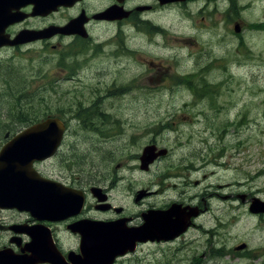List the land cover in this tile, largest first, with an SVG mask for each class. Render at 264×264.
<instances>
[{"label":"rangeland","instance_id":"374dc122","mask_svg":"<svg viewBox=\"0 0 264 264\" xmlns=\"http://www.w3.org/2000/svg\"><path fill=\"white\" fill-rule=\"evenodd\" d=\"M231 2L233 6L242 3L241 0ZM262 3L264 0H258V5ZM253 5L250 10L243 11L238 5L225 12L223 3L215 7L211 17L197 14L191 21L184 19L182 28L161 33L165 42L172 41L176 35L175 48L177 38L184 37L182 56L178 64L173 62L170 66L178 79L135 80L129 94L113 95L109 100L118 116L125 120L120 119L123 124L114 129L117 137L95 141L87 138L89 176L95 179L100 173L116 174L118 193L113 194L129 213H136L140 207L132 202L131 196L126 197L127 190L143 186L146 174L137 167L130 171L125 168L134 163L130 154L139 152L150 137L156 138L161 146L171 147L173 163L183 164L180 171L186 165L192 168L189 174L184 172L183 182L191 181L192 185L198 180L199 183L185 190L204 189L213 193L207 198V214L198 221L210 228V232L192 229L177 245L140 244L135 251L119 257L115 264H264V214L249 212L248 205L239 204L241 194L246 195L248 202L253 197L264 201V30L255 31L248 25L252 16L258 14V5ZM167 19L170 25H176V18ZM235 22L244 27L237 34L230 28ZM206 25L210 32L204 30ZM194 32L205 35L196 36ZM102 34L101 29L95 31L96 36ZM36 42L15 49H0V138L4 130L14 129L6 122L39 120L51 115L57 106L64 110L57 114L67 115L70 109H77L79 104H87L93 98L89 93L90 81H85V74L90 70L80 73L83 81L60 79L56 90H51L50 73L56 69L61 49L55 50L63 49L66 39H51L46 44ZM173 53L169 50L170 57L165 53L162 56L169 57L170 62ZM148 84L151 87L146 89ZM207 91L211 93L209 97ZM21 94L32 96L29 105H18L21 97L13 98ZM102 99L107 101L103 105H108V98ZM150 118L147 124L150 127L155 126L153 121L169 122L170 126L158 127L155 133L153 127L145 138L129 136L137 134ZM127 121L135 127H128ZM132 128L135 132L127 134ZM77 130L87 133L88 129L82 126ZM100 148L109 150L111 155L107 151L108 156L103 157ZM160 168L166 166L160 164ZM213 228L216 233L211 232ZM241 243L246 246L234 249ZM67 244L74 246L76 242L71 237Z\"/></svg>","mask_w":264,"mask_h":264},{"label":"flooded vegetation","instance_id":"af4514ba","mask_svg":"<svg viewBox=\"0 0 264 264\" xmlns=\"http://www.w3.org/2000/svg\"><path fill=\"white\" fill-rule=\"evenodd\" d=\"M241 1L242 3L235 6H241L243 11L250 10L253 4V7L258 5V0ZM223 3L225 12L236 8L231 0H47L43 4L38 3V0H21L18 4L11 3V5H5V0H0V13L6 10L5 13L12 16L11 20L13 21L10 20L11 22L4 28L11 38L21 31H39L50 27L68 26L66 29L70 32L68 34H60V31L56 29L57 33L50 37L36 40L46 44L51 39H66L63 49L55 50L60 51L61 49L55 64L56 69L50 73V88L55 91L57 80L60 79V81L66 82L83 81L80 73L90 70L88 74H85V81H90L88 84L89 93L93 96L87 104H79L77 109H70L67 115L57 114L64 111L59 109V106L53 110L49 117L57 118L58 122L52 123L51 135L53 142L58 139L59 142L55 147L50 146L47 149L50 152L49 156L35 159L29 164L31 175L46 183L41 186L37 182L38 189L44 192L43 195L50 196L53 206L59 208L57 204L61 203L69 206V209L51 214L48 219L36 218L22 208L23 203H21L20 197L15 200L9 199L10 197L7 199L9 190L5 188L10 185L12 190L17 184L15 179H12L8 184L7 181H4L5 177H2L3 181L1 180L0 185L5 191L4 194L0 193V251L2 253L29 255L27 243L32 238L28 232L36 227L35 229L40 228L41 232L42 230L45 232L46 240L60 255L59 261L52 263L48 260L43 264H75L72 259L82 256L81 241L90 221L116 222L118 226L131 230L146 222L145 235H149V237L145 241L135 240L134 251L140 244L177 245L178 242L185 240L190 230L195 228L204 233L210 232V228L198 224V221L207 214L209 209L207 198H211L213 193L204 189L199 192L185 190V188L197 187L199 181L194 180L192 185H190L191 181L183 182L184 172L189 174L188 172L193 170L189 165H186L185 170L180 171L179 167L183 168V164L173 163L174 158H170L171 147L161 146L156 138L150 137L141 146L139 152L130 154V159L134 163L128 164L125 170L139 168L146 174V183L139 188L127 190L129 194L126 197L131 196L132 202L140 207L136 213H129L127 207L113 194L116 192V184L119 180L116 174L107 176L100 173L95 179L89 176L87 138L95 141L98 138L115 139L117 137L114 129L121 127L120 124H123L121 120H125L118 116L115 105L109 100H112L113 95L129 94L135 80L163 82L167 78L174 81L178 79L177 75L171 71L170 66L173 62L178 64L177 61L182 56L180 51L185 45L184 37L177 38L179 42L175 48L176 35L174 34L172 41L165 42L161 33L170 32L173 28H182L184 19L191 21L197 14L204 13L211 17L215 13V7ZM257 10L258 14L252 16L248 25L252 26V30L261 31L264 30V3L259 4ZM168 17L176 18L174 27L168 23ZM199 27L202 28V26ZM230 28L236 34L244 29L239 22H235ZM98 29H101L103 34L96 36L95 31ZM204 30L210 32L209 25H206ZM194 33L197 36L199 32ZM81 34H85V36ZM199 34L205 35L204 32ZM36 41L11 47L4 46L0 49H15L27 44L38 43ZM205 44H209V42H205ZM239 45H243L241 41H239ZM54 49L56 46L53 45L52 50ZM169 50L174 52L171 63L167 61V59L170 60ZM61 52L64 54L62 55ZM164 53L169 56L167 59L162 56L165 55ZM181 83L180 85H182ZM149 87L151 84H148L146 89ZM207 94V97L211 95L209 92ZM103 96H106L109 101L106 106L103 105L104 102H107L102 99ZM42 120L43 118L28 122H6V125H13L14 129L4 130L3 136L0 138V149L6 146L12 140L13 135L21 129L41 124ZM150 122L151 118L150 121L143 123L137 134H129V136L145 138L153 127L156 129L153 131L155 133L158 127L170 126L169 122L153 121L155 126L150 127L148 126ZM125 124L128 127H135L131 121H127ZM82 126L88 129L87 133L77 130V128L82 129ZM130 132H135V128L126 131L127 134ZM100 149H103V157L107 155V151L111 155L109 150ZM146 151L150 152L148 155L152 156V159L145 165L141 158ZM175 160L179 161V158ZM160 164L166 168L161 169ZM12 165L16 169L19 166L23 167L18 162H13ZM118 167L119 164L116 165V168ZM152 174H155L154 179L151 178ZM41 187H44L45 191ZM214 194L218 196L217 193ZM221 198H225V196H221ZM247 199L245 194H241L239 204L248 205L249 210ZM170 208L172 209L168 216L171 221L183 220L181 229L176 232L172 230L169 236L161 235L151 239L152 224L150 225L149 222L157 220V216H161ZM168 229L164 230L165 233ZM40 231L37 234L41 233ZM212 231L214 232L215 228ZM71 237L76 242L74 246L67 244V240ZM221 247L223 245L217 248ZM128 253L130 251L117 256L112 264H115L119 257Z\"/></svg>","mask_w":264,"mask_h":264},{"label":"water","instance_id":"95a60500","mask_svg":"<svg viewBox=\"0 0 264 264\" xmlns=\"http://www.w3.org/2000/svg\"><path fill=\"white\" fill-rule=\"evenodd\" d=\"M20 1L21 0H5V5H11V3L18 4ZM45 1L47 0H38V3L43 4ZM10 19L12 18L8 14L5 15L4 13L3 15H0V46L17 45L39 38L50 37L54 33H57L56 29L62 34L70 33L66 30L68 28L66 25L60 28L50 27L39 31H21L13 39H9L8 34L4 33V28L8 23L13 21H10ZM83 36H85V34H83ZM54 121L58 122V119L46 118L41 124L31 125L23 129L16 134L3 149L0 150V184L1 180L3 181V176L5 177L4 181H7L8 184L14 177H19L20 184L22 186V188L17 191L16 187L11 190L12 186L8 185V187L5 188L9 190L7 199L10 197L9 199L15 200L17 197H20V199H22L21 201H23L22 208L29 211L34 217L39 219H48V216L51 214L61 213L66 209H69V206L61 203L57 204L59 208L53 206L50 202V196L48 194L43 195L44 192L39 190L37 187V182L41 186L46 184L41 180L35 179V177L31 175L32 171L29 168V164H31L35 159H42L47 157V155L49 156L50 152L47 151V149H49L50 146L55 147V145L59 142V139L56 140V142H53L51 135V129L53 127L52 123ZM147 151L143 153L141 158L145 165L152 159V156L148 155L150 152ZM13 162H18L22 164L23 167L19 166V168L16 169L12 165ZM6 163L8 164L6 165ZM41 188L44 190V187ZM0 193H5L4 188L1 187V185ZM40 196L42 197L40 198ZM171 209L172 208L164 212L161 216H157V220L149 222L150 225L152 224L151 239L161 235L166 237L170 235L172 230L176 232L181 229L180 226L183 220L177 219L171 221V218L168 216ZM249 209L252 212H264V202H260L256 199L251 202ZM146 225V222H144L140 227L131 230L118 226L116 222L98 223L90 221L87 225V231L83 234L81 241L80 249L82 256H77L72 260L75 264H112L117 255H122L127 251L134 250L135 240L145 241L148 239L149 235H145ZM167 228L169 229L166 230L167 233H165L164 230ZM34 229L28 232L32 237L31 241L27 243V249L30 251V254L12 255L9 252L6 255L0 251L2 253H0V264H36L38 262L42 263L48 260L52 263L59 261L58 258L60 255L54 251L51 243L46 240L45 232L43 230L41 232V229ZM39 231L41 233L37 234ZM243 246L244 245L241 244L236 248H242Z\"/></svg>","mask_w":264,"mask_h":264},{"label":"trees","instance_id":"16d2710c","mask_svg":"<svg viewBox=\"0 0 264 264\" xmlns=\"http://www.w3.org/2000/svg\"><path fill=\"white\" fill-rule=\"evenodd\" d=\"M188 85V84H187ZM18 97H21V100L19 102L18 105H24V106H27L30 104V100H32V96H23L22 94L21 95H18L17 97H13L14 99H17ZM15 105H17L16 103H14ZM25 112V111H24ZM28 120H34L33 118H28Z\"/></svg>","mask_w":264,"mask_h":264},{"label":"bare ground","instance_id":"6f19581e","mask_svg":"<svg viewBox=\"0 0 264 264\" xmlns=\"http://www.w3.org/2000/svg\"><path fill=\"white\" fill-rule=\"evenodd\" d=\"M13 179H15V181H16V184H17V186H16V189H17V191H19L21 188H22V186H21V184H20V178L19 177H14ZM15 186V185H14ZM16 191V190H15ZM12 192V191H11ZM22 203H23V201H22Z\"/></svg>","mask_w":264,"mask_h":264}]
</instances>
